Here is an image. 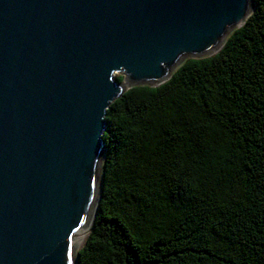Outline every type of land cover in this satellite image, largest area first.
<instances>
[{"label":"water","instance_id":"obj_1","mask_svg":"<svg viewBox=\"0 0 264 264\" xmlns=\"http://www.w3.org/2000/svg\"><path fill=\"white\" fill-rule=\"evenodd\" d=\"M254 10V0H0V264H77L111 103L214 56Z\"/></svg>","mask_w":264,"mask_h":264},{"label":"trees","instance_id":"obj_2","mask_svg":"<svg viewBox=\"0 0 264 264\" xmlns=\"http://www.w3.org/2000/svg\"><path fill=\"white\" fill-rule=\"evenodd\" d=\"M254 3L220 52L111 103L77 264H264V0Z\"/></svg>","mask_w":264,"mask_h":264},{"label":"bare ground","instance_id":"obj_3","mask_svg":"<svg viewBox=\"0 0 264 264\" xmlns=\"http://www.w3.org/2000/svg\"><path fill=\"white\" fill-rule=\"evenodd\" d=\"M89 225L85 226L74 239V248L76 251L82 248L88 237Z\"/></svg>","mask_w":264,"mask_h":264},{"label":"rangeland","instance_id":"obj_4","mask_svg":"<svg viewBox=\"0 0 264 264\" xmlns=\"http://www.w3.org/2000/svg\"><path fill=\"white\" fill-rule=\"evenodd\" d=\"M117 75H121V76H123L122 74H117ZM124 87H126V85L124 86ZM103 160V159H102ZM103 162V161H102ZM101 166H102V163L100 164V171H99V177H100V175H101ZM83 247V246H82ZM76 254H77V251H74V256H76Z\"/></svg>","mask_w":264,"mask_h":264}]
</instances>
